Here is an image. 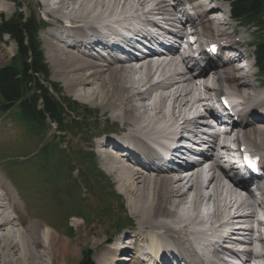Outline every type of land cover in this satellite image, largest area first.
Returning <instances> with one entry per match:
<instances>
[{
	"label": "bare ground",
	"instance_id": "1",
	"mask_svg": "<svg viewBox=\"0 0 264 264\" xmlns=\"http://www.w3.org/2000/svg\"><path fill=\"white\" fill-rule=\"evenodd\" d=\"M39 1L46 8V15L54 20L44 38L48 60L56 76L62 79L70 95L100 108V116L106 122L115 123L117 131L122 132L118 134L110 125H105L102 133L111 131L113 134L103 138L97 136L101 140L96 142V149L108 174L113 175L118 190L125 196L130 214L137 221L138 233L132 238L125 234L114 242L109 237L108 245L102 244L107 250L105 248L100 255L101 264H116L124 254L137 256L141 264H175L172 255L180 256L177 260L180 262L182 254L190 251L211 263L221 260L222 254L228 253L233 246L245 251L251 246L246 240L253 245L252 225L257 215L253 209L257 205L260 208L257 213L264 218V187L261 190L263 199L259 201L248 191L246 182L223 167L221 163L228 146L221 144V152L216 150V145L208 147V142L198 132L205 128L207 115L202 117L203 113L196 111L193 97H197L198 103H206L208 110L219 96L239 99L238 121L233 123L234 130L227 133L224 142H237L242 146L250 142L248 149L259 154L264 151V98L258 99L247 91L259 85L255 83L256 75L250 73L246 79L244 75L239 76L241 69L234 64L233 58L213 62L204 55L196 60L190 52L182 54V49L175 47V43L188 36V26L198 36L199 45L206 39L217 44L236 34L229 20L213 18L214 14L224 12L222 7L206 10L208 0H136L138 4L131 0ZM185 1L192 6L190 9L195 11V16H187L182 7ZM164 24L173 27L172 30H166ZM148 25L158 32V37H152L155 42L159 37H166L171 43L168 55L155 52L134 59L131 62L137 61V68L131 62H120L112 51L115 44L112 47L104 43L120 42L126 32L139 39ZM92 38L100 39L103 42L100 48L106 46L112 55L98 56L96 48L99 47H93L88 41ZM152 79L157 83L149 85ZM145 86L147 88L140 94ZM199 96H203L202 99H198ZM188 114L195 117L189 120ZM176 121L179 125L174 134L169 128ZM185 137L190 144L204 146L202 150L207 154L205 163L191 165V170L184 172L187 176L182 174L180 165H172L156 154L149 156L142 151V141L165 148L163 142L170 145ZM124 141L138 146L122 150L123 154L111 153V146L129 147ZM91 147L95 148L94 144ZM205 165H208L207 170H203ZM2 186L0 264L63 262L75 248L71 250L70 243L59 240L43 223H32L23 230L15 210L11 212L15 218L9 216L8 198ZM190 194L192 198L188 201ZM232 208L234 213L230 217ZM204 221L210 224V233L202 229ZM73 223L76 227L81 225L78 220ZM215 240L219 249L211 248ZM233 254L236 261L228 264H251L245 262L239 252Z\"/></svg>",
	"mask_w": 264,
	"mask_h": 264
},
{
	"label": "rangeland",
	"instance_id": "2",
	"mask_svg": "<svg viewBox=\"0 0 264 264\" xmlns=\"http://www.w3.org/2000/svg\"><path fill=\"white\" fill-rule=\"evenodd\" d=\"M21 3L23 4V13L28 15L29 10H34L36 11L37 18L43 20L47 25L40 33V40L52 73V82L62 87L65 97L87 108L90 114L87 116L83 115L85 116V120L89 117H95V119L91 122L88 120L83 122L82 126L87 128V130H82L80 134H68L63 143L62 149L68 153V157L71 160V164H68L67 170L70 172L72 169L71 167L74 166L71 175H69L73 178V181L67 184L66 181L60 183L55 177L50 178L47 174L40 178H36L35 176H39V170L32 169L33 172L32 170H28L30 169L28 167L33 166L36 162L35 158H31V154H26L32 152L34 156H36L39 149L38 147L42 144V141L28 133V129H26L25 126L11 120L10 116L0 115V185H4V187H2L4 191L6 190L5 194L6 198H8L10 208L8 211L9 216L11 214V216L15 218L17 215L23 226V230L32 223H43V225L49 226L54 233H56L59 240L70 243V249L73 250V248H75V250L71 251L67 258L60 264H79L83 258V251L85 249H91L95 264H101L100 255L106 248L102 244L106 242L105 245L107 246L109 237H112L111 242H114L115 239L125 234L132 238L138 233L137 221L130 214L125 196L118 190L115 178L112 174H108L106 169L107 166L101 158L102 156L100 153H97L99 149H96V142L99 140L96 139L97 141H92L94 137L99 135L102 136V132H105L104 127L106 128L107 125H110L118 134L122 132L117 131L118 126H116L115 123L111 121L106 122V119L100 116V108L91 107L83 100H78L74 94L70 95L66 91L62 79L56 76V70L51 65L47 56L44 35L46 31L51 29L50 26L54 23V20L47 17L46 8L39 0H21ZM38 4L40 5L39 10H37ZM222 4L228 7V0H223ZM14 13L15 7L13 4L7 0H0V20L1 16L10 18ZM232 25L237 30L232 39L234 42L240 40L244 44H242L244 49H246V44L254 43V41L262 35L257 29L242 28L235 21ZM16 50V44L9 40L8 37H5V42L0 43V67L9 64L10 59L16 54ZM248 51L252 58V49L250 48ZM254 72H257V69L254 68ZM263 82L264 80L260 78L256 80L257 85H261ZM247 91L252 92V90ZM82 114L83 113H81L80 116H82ZM55 131V127H51V136L49 134L47 140L53 137ZM99 139L101 140V138ZM248 143L250 144V142ZM91 144H94L95 148H92ZM249 144L247 145L251 146ZM83 149L88 152H94L97 157L96 161L98 168L102 170L107 178H104L100 183L99 178L96 176L91 177L88 181V188L79 180L81 176L77 175L76 172V166L79 167V164L74 161L75 154ZM261 153L264 154V151ZM98 168L95 169L97 172L99 171ZM26 170L29 172H26ZM68 179H70V177H68ZM76 190L79 195L74 193ZM74 202L81 205L78 210L73 207ZM112 206L114 207V213L111 214L112 216H104L102 210ZM122 206H124L123 209ZM12 209L13 211L15 210L14 212L16 215L11 213ZM74 216L80 218L74 219L72 218ZM117 216L127 221V226H131L120 235L116 234L111 228V224ZM81 218L87 220V223L82 221ZM74 220H78L81 223L80 227L75 226L73 223ZM69 227H72L74 230L73 236L69 235ZM125 258L128 259V261L124 262ZM120 260L121 261H118L116 264H141L135 256L132 257L126 254L122 255Z\"/></svg>",
	"mask_w": 264,
	"mask_h": 264
},
{
	"label": "trees",
	"instance_id": "3",
	"mask_svg": "<svg viewBox=\"0 0 264 264\" xmlns=\"http://www.w3.org/2000/svg\"><path fill=\"white\" fill-rule=\"evenodd\" d=\"M7 1L15 6L16 11L10 18L1 16L0 43H4V37L8 36L16 44L17 50L9 64L0 67V115L10 116L11 120L25 126L28 133L42 141V144L37 146V155L33 156L36 163L26 169L39 170V176H35L36 178L47 174L50 178L55 177L60 183L66 181L70 184L73 178L69 175L74 166L69 169L70 172L67 170L71 160L68 153L62 149L63 143L68 134H80L82 130H86L82 126L83 122H91L92 118L85 120V116L89 114L87 108L65 97L62 87L52 82V73L39 35L44 23L37 18L36 11L28 9L27 15L23 13L21 0ZM229 5L232 16L238 23L257 28L262 34L252 47L258 71L264 79V0H229ZM51 127H55L56 131L53 137L47 140ZM30 154L33 153L26 155ZM74 161L80 167L79 180L86 187L93 176L99 178L100 183L106 178L98 168L96 156L92 151H78ZM96 168L99 169L98 172ZM28 170L26 172H29ZM74 193L78 194L77 190ZM80 206L74 202V208L78 210ZM113 213V206L102 210L103 215ZM117 218L111 224L115 232L127 227V221L120 216ZM85 222L87 223V220ZM68 230L69 235L73 236V228L69 227ZM92 256L91 250L85 249L79 264H94Z\"/></svg>",
	"mask_w": 264,
	"mask_h": 264
}]
</instances>
